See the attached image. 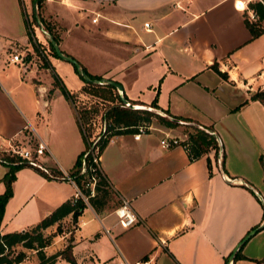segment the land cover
<instances>
[{
	"label": "crops",
	"instance_id": "obj_1",
	"mask_svg": "<svg viewBox=\"0 0 264 264\" xmlns=\"http://www.w3.org/2000/svg\"><path fill=\"white\" fill-rule=\"evenodd\" d=\"M247 1H43L42 16L58 29L57 46L79 68L118 83L132 105L155 98L160 113L209 126L220 143L190 159L180 144L159 145L163 135L171 136L163 129L137 139L112 135L98 164L116 204L97 211L85 204L75 222L72 256L77 248L97 263L264 264V107L248 100L231 111L264 84V32L250 39L243 23ZM60 7L90 24L65 23ZM30 10V0H0V146L10 141L29 148L41 141L47 148L41 165L69 173L90 141L67 97L81 95L84 82L73 68L70 87L54 77L53 54L42 69L9 60L20 47L32 54L36 40L46 42V32L30 27ZM77 28L80 33H73ZM41 73L52 78L41 79ZM181 133L172 136L181 141ZM6 171L0 164V193ZM73 192L64 178L25 165L15 172L0 232L35 224ZM120 202L138 218L127 228L114 212Z\"/></svg>",
	"mask_w": 264,
	"mask_h": 264
},
{
	"label": "trees",
	"instance_id": "obj_2",
	"mask_svg": "<svg viewBox=\"0 0 264 264\" xmlns=\"http://www.w3.org/2000/svg\"><path fill=\"white\" fill-rule=\"evenodd\" d=\"M37 3H40V0H37ZM246 11H249L253 14V19L250 20L247 16L244 15ZM243 13V23L247 28L250 39L258 37L264 32V3L260 0H248L246 2V8ZM39 21L41 22L44 31L49 35L47 40L49 48L52 50L53 55L54 49L52 43H58V34L55 32L54 24L49 21L44 20L38 13ZM210 67L219 75L223 76L224 74L217 70L216 64H211ZM74 71L79 75V71L85 72L87 77L92 80L105 81L104 84H92L85 82L82 77L79 75V78L86 84L83 91L89 94H94L99 96L101 100H107L110 104H107L102 112V117L107 122V127L105 126L104 131L98 135L97 140L94 143L93 148L97 149L98 155L104 145L107 143L108 139L112 135L119 133H134L140 125L148 126L150 123V118L152 116L156 117L157 120L163 124L165 127L173 128L177 126V123L169 120L166 117L158 116L153 112L145 109H136V108H127L122 107L119 104L118 94L113 86H111L107 80H103L100 75H91L87 73L83 68H75ZM57 81H55L56 83ZM61 91L65 93L64 89L61 88ZM94 91V92H92ZM99 93V95H97ZM105 93V96L103 95ZM67 96V94H66ZM73 100L74 96L68 93V96ZM124 97V96H123ZM250 101H258L264 107V88H257L253 91L247 99L241 102L238 106L234 107L231 111L238 109L243 104ZM149 106L156 109L155 98L149 103ZM141 108V107H140ZM81 109V110H80ZM77 110V115L80 121L82 131L85 135L86 129L84 128L83 123H86L90 118V114L95 109L82 107ZM168 115V114H166ZM176 119L190 122L186 118H178L176 116L168 115ZM187 128L190 131H187V136L185 139H182L179 144L183 146L190 159H195L210 149H216L217 144L214 137V133L209 126H203V129L196 128L194 126L188 125ZM105 134V135H104ZM89 147V143L85 145V148L76 156L73 163L72 169L69 172V175H76L77 170L80 165L81 157L84 151ZM86 163L89 165L90 155H86ZM20 158L15 154H4L0 153V164L7 167V171L2 175L1 181L4 185V190L0 193V222L3 214V207L11 196V183L15 179V172L25 167L24 162H19ZM208 163V159L206 158ZM55 173H58L56 171ZM96 182L94 184L95 194L87 199L88 203L94 210H98L103 207L107 201L110 200V187L107 183V180L100 169L95 170ZM76 181L80 185V176H76ZM87 193V190H83ZM85 207V203L81 199L73 200L72 197L63 201L55 208H53L47 215L42 217L35 224L20 230V231H11L6 233L0 232V264H17L21 262L24 258L22 252L14 253V248L16 246H21L28 250H34L38 256V264H53L57 258L68 261L69 264H75L73 256L71 255L70 246L67 249H63L60 252H56L45 256L42 249L48 246L53 236H55L56 231L58 230L60 221L66 216H70V220L75 222L77 217L80 215L81 211ZM55 226V231L53 233L44 235L43 230L51 226ZM256 229V228H254ZM68 253L66 254V252ZM240 255H236L235 258Z\"/></svg>",
	"mask_w": 264,
	"mask_h": 264
},
{
	"label": "rangeland",
	"instance_id": "obj_3",
	"mask_svg": "<svg viewBox=\"0 0 264 264\" xmlns=\"http://www.w3.org/2000/svg\"><path fill=\"white\" fill-rule=\"evenodd\" d=\"M43 1L44 0H40V3L36 4L35 13H38L44 20L48 21L47 17H43L41 14ZM260 1H262L264 3V0H260ZM30 2H31L32 12H31V10L29 11L28 20H29L30 27H32V25L37 26V24L34 22V19L32 17V14H34L33 0H30ZM239 4H241L239 6V8L243 7V2H240ZM24 6L26 8V11H28L29 9H28L26 3L24 4ZM61 10L64 12V14H63V12H61V15H64L65 23L72 25L73 21L79 20L78 14H76L75 12L67 11L63 7H60V11ZM244 15L247 16V18L250 20L253 19V14L249 11H246L244 13ZM84 17H85V15H84ZM38 19H39V16H38ZM49 22L51 23L53 21L49 20ZM79 22L82 24L83 23L87 24V25L90 24L89 18H87V19L83 18L82 20H79ZM40 26L43 28L41 22H40ZM84 27H85V25H84ZM54 29H55V32L58 33V29H57L55 24H54ZM34 32H35V34H37L36 33L37 30H35V28H34ZM73 33L79 34L80 29L77 28L76 30L73 31ZM48 38H49V35L45 39L46 40L45 43H42L41 40L39 42L36 40V42H37L36 43L37 44L36 49L37 50L32 51L33 52L32 54H30V53L28 54V51H26L23 47L18 48L17 51H15V53L19 54V56L22 58V62H20L18 64L23 65V66H25L27 64L28 65L33 64L37 67V69H42L43 64L46 61L47 55L51 56V54H53L52 50L49 48L48 43H47ZM50 61L52 64V69H53L52 75L54 77L55 76L60 77L63 80V82L65 83V85L70 87L71 79L69 77L72 76L71 75L72 74L71 72L73 70L72 69L73 67H71L72 65L70 63H69L70 65H69L68 63H66L64 61L59 60L57 57H50ZM61 62H64V63H61ZM69 68H71L70 73H69ZM157 71H158V68H153L152 73L155 74V73H157ZM262 71H264V70L262 69ZM39 76L41 77V79L43 77H51L52 78L51 74H49V73H46L45 76H44V73L43 74L41 73ZM152 78H153V76L151 78H149L147 81H151ZM149 83L151 84V82H149ZM85 85H86L85 83H82V85L79 89V91L81 92V95H78V94L74 95L73 104L77 110H79L82 107L95 109V111L94 112L92 111V113L90 114L89 120H87L86 123H83L84 128L86 129L85 134L90 139L89 144H91L92 140L96 139V135L97 134L100 135L103 132L102 131L103 126L107 127V122H105V120L103 119L102 112L104 111L105 106L107 104H110V102L107 100H101L99 98V96H96L94 94H89L87 92H84L83 89L86 87ZM259 88L260 89L264 88V84H263V86H261ZM92 92H94V91H92ZM97 95H99V93H97ZM103 95L105 96V93H103ZM145 95H147V93H145ZM118 105L122 106V103L119 101ZM138 106L141 107V109L148 107V108H150V110L149 109H145V110H149L158 116H163V117L168 118L167 117L168 115H166L164 113H160L159 111L155 110L154 108L150 107L149 105H144V106L138 105ZM148 126L150 127L149 130H151L153 132L158 133L160 130L163 129V131L165 130V132H167L168 134H171V136L173 134L179 135V132L180 133L183 132L184 134L183 133H181V134L187 136V131H190L187 128L188 125L177 124V126H175L173 128L165 127L154 116H152L150 118V123ZM175 132H178V133H175ZM160 134H162V132ZM217 142H218V144H220L219 140L218 141L216 140V143ZM3 148H4V146H0V153L10 154L8 152L3 151ZM94 194H95V192H94ZM116 200L117 199L114 197V195L110 189V200L107 201L104 206H107V207L114 206V204H116ZM75 222H72L71 220L60 221L58 230L56 231L55 236H53L51 243L42 249L45 256H48V255L56 253V252H60L63 249L68 250L69 246H71L72 234H73V231H74L75 226H76ZM54 231H55V226L53 225L49 228L44 229L42 232L44 235H47V234L53 233ZM13 251H14V253L22 252L24 255V258L21 260V262H19L17 264H38V262H39L38 256L36 255L34 250H28V249H25V248L18 245L14 248ZM67 253H68V251L66 252V254ZM80 253H81L80 249H77V248H75V250L73 251V256H74L73 259H74L75 264H115V263H117L115 260L111 261V262L110 261L109 262L103 261V262L97 263L95 260H90V258L87 256V254L82 257ZM59 258H57L56 262H54L53 264H69L68 261H65L62 259L59 260Z\"/></svg>",
	"mask_w": 264,
	"mask_h": 264
},
{
	"label": "built area",
	"instance_id": "obj_4",
	"mask_svg": "<svg viewBox=\"0 0 264 264\" xmlns=\"http://www.w3.org/2000/svg\"><path fill=\"white\" fill-rule=\"evenodd\" d=\"M92 21H95V19H92ZM143 25L147 27V23H144ZM9 60L13 63L22 62V58L17 53H13L10 56ZM104 129L105 126H103L102 131H104ZM149 129V126L140 125L137 127L136 132L132 133V137L134 139H137L140 134L145 133ZM97 138L98 136H96V139L92 140L91 144H89V147L84 151L76 175H69V173L60 171H58V173H53L51 170L43 167V165H41V163L38 161V158L47 151V148L41 141H37L34 146L29 148H22L21 146H18L17 144L9 141L8 144L3 148V151L17 155L20 158L19 162H24L28 166L38 168L52 178H64L73 187L74 192L72 194V199L75 200L79 198L85 204H88L87 199L94 195V184L96 182L95 170L99 169L98 151L97 149L93 148ZM179 142L180 141L177 140V138L165 134L160 138L159 145L162 148H167L173 145H177L179 144ZM88 153L90 155L91 162L89 165L86 163L85 159ZM76 176H80V185L76 181ZM83 190H87L88 192L85 193ZM120 203L121 204L118 205L114 210L117 217V223L121 228H127L133 225L138 220V218L127 203ZM105 232L107 231L105 230ZM136 264L147 263L138 262Z\"/></svg>",
	"mask_w": 264,
	"mask_h": 264
},
{
	"label": "water",
	"instance_id": "obj_5",
	"mask_svg": "<svg viewBox=\"0 0 264 264\" xmlns=\"http://www.w3.org/2000/svg\"><path fill=\"white\" fill-rule=\"evenodd\" d=\"M36 4H37V0H33V9H34V17H35V20H36V24H37V26H38L39 28H41V30L44 31V29L40 26V22H39V19H38L37 13H35V6H36ZM44 32H45V31H44ZM52 46H53V49H54V53L56 54L57 57H59V58H61L62 60H64V61L70 63L72 66H74L75 68H77V69L79 70V65H78V63H77L73 58L64 55V54L60 51V49H59V47L57 46V44L52 43ZM79 75H80V76L82 77V79H83L85 82H87V83H92V84H104V83H107V82H105V81H98V80H92V79H89V78L87 77V75L85 74V72H83V71H79ZM108 83L116 89V92H117L118 97H119V101L122 103V105H123L124 107L132 108V109H133V108L141 109V108H139V107H135V105H132V104H130V103L127 102V100H126V99L123 97V95H122V88H121V86H120L118 83L113 82V81H108ZM142 109H149V110H150V108H148V107H146V108H142ZM167 117H168L169 120L174 121V122L177 123V124H180V125H190V126H194V127H196V128H199V129H203V126H201V125H199V124H197V123H194V122H186V121H183V120H180V119H176V118H173V117H169V116H167ZM214 137H215L216 140H218L217 137L215 136V134H214ZM218 147H220V144H218ZM219 152H220V149H219ZM254 232H255V229H252L250 232H248V234H246V235L242 238L241 242H243L245 239H247L248 236H249L250 234L254 233Z\"/></svg>",
	"mask_w": 264,
	"mask_h": 264
},
{
	"label": "bare ground",
	"instance_id": "obj_6",
	"mask_svg": "<svg viewBox=\"0 0 264 264\" xmlns=\"http://www.w3.org/2000/svg\"><path fill=\"white\" fill-rule=\"evenodd\" d=\"M239 6H240V5H239ZM135 107H139V106H136V105H135ZM139 108H140V107H139Z\"/></svg>",
	"mask_w": 264,
	"mask_h": 264
}]
</instances>
